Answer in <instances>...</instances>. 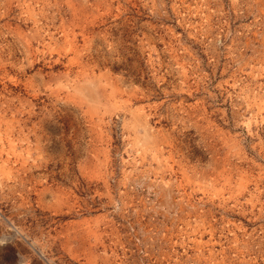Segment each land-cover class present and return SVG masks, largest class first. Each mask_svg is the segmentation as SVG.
<instances>
[{
  "label": "rangeland",
  "instance_id": "rangeland-1",
  "mask_svg": "<svg viewBox=\"0 0 264 264\" xmlns=\"http://www.w3.org/2000/svg\"><path fill=\"white\" fill-rule=\"evenodd\" d=\"M0 264H264V0H0Z\"/></svg>",
  "mask_w": 264,
  "mask_h": 264
}]
</instances>
